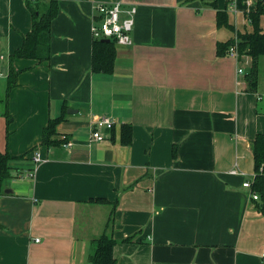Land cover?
<instances>
[{
  "label": "crops",
  "instance_id": "obj_1",
  "mask_svg": "<svg viewBox=\"0 0 264 264\" xmlns=\"http://www.w3.org/2000/svg\"><path fill=\"white\" fill-rule=\"evenodd\" d=\"M26 1L0 0V153L14 157L0 195V264H89L104 232L115 264H264V208L242 186L254 177L250 143L264 134V57L248 91L252 60L218 56L234 35L216 24L226 10L241 30L257 0H60L41 62L10 59L31 29ZM115 2L136 9L132 45L115 46L110 74L95 73L94 6ZM64 107L56 133L73 146H43ZM102 115L114 135L90 142ZM35 149L42 162L29 178Z\"/></svg>",
  "mask_w": 264,
  "mask_h": 264
},
{
  "label": "trees",
  "instance_id": "obj_2",
  "mask_svg": "<svg viewBox=\"0 0 264 264\" xmlns=\"http://www.w3.org/2000/svg\"><path fill=\"white\" fill-rule=\"evenodd\" d=\"M60 0L46 1H26V7L31 13V29L23 37L22 44L11 54L10 59H33L39 62L48 61L50 58V28L52 21L56 18L59 11ZM209 6L216 5L214 3H205ZM217 9V8H216ZM247 25L242 30H236L231 22L226 10L216 11V24L219 28H226L234 33L237 38L236 48L239 55H247L251 58L252 64L245 75L247 90L253 91L257 83L258 60L264 57V0H257L255 9L245 13ZM234 36L225 42L217 43V55L225 56L230 46L234 45ZM115 43L113 41L104 42L102 39H94L92 42L91 54V71L95 73L110 74L114 67L115 60ZM17 72L13 69L9 70L7 80L8 94L12 88L16 86ZM6 122L9 125L12 121L8 111L4 113ZM65 118V107L62 115L55 119H50L47 126L42 130L41 144L46 147H57L66 143L68 138H58L56 126ZM110 135H114V127L108 130ZM8 134V133H7ZM120 143L129 145L132 141V126L130 124H122L120 126ZM253 162L254 177L251 183V192L259 195L264 208V134H257L250 143ZM14 159L7 151L0 153V195L3 194V182L12 176L9 163ZM97 203H108L113 207L117 202L110 203L105 199H96ZM111 217L108 223H111ZM124 241H131L126 238ZM116 241L107 233H102L93 241V251L90 254L89 264H115L113 256V247Z\"/></svg>",
  "mask_w": 264,
  "mask_h": 264
},
{
  "label": "built area",
  "instance_id": "obj_3",
  "mask_svg": "<svg viewBox=\"0 0 264 264\" xmlns=\"http://www.w3.org/2000/svg\"><path fill=\"white\" fill-rule=\"evenodd\" d=\"M232 13H235L234 7H228ZM96 16L92 17L91 34L93 39H109L113 41L115 45H132L131 32L135 24V7L125 8L122 3L115 2L109 4H96L94 6ZM234 45L230 46L227 50L228 56L235 58L236 60L242 59L243 55H239L236 48L237 38L234 37ZM244 69L238 67L237 73L243 74ZM115 125L114 120L109 116H99L94 121V128L90 132V142H100L104 139L102 130H110ZM66 148L73 146V143L67 141L61 144ZM42 162L41 154L38 149L33 150L31 156L32 167L25 173L24 176L33 178L36 166ZM231 174H242L236 170L230 171ZM244 188L250 190L251 182L245 181L242 183ZM253 200L258 199V194L251 192ZM264 256V255H263Z\"/></svg>",
  "mask_w": 264,
  "mask_h": 264
},
{
  "label": "water",
  "instance_id": "obj_4",
  "mask_svg": "<svg viewBox=\"0 0 264 264\" xmlns=\"http://www.w3.org/2000/svg\"><path fill=\"white\" fill-rule=\"evenodd\" d=\"M102 41H104V42H109L110 40H109V39H102ZM67 112H68V113H71L70 110H68ZM73 112H74V111H73Z\"/></svg>",
  "mask_w": 264,
  "mask_h": 264
},
{
  "label": "rangeland",
  "instance_id": "obj_5",
  "mask_svg": "<svg viewBox=\"0 0 264 264\" xmlns=\"http://www.w3.org/2000/svg\"><path fill=\"white\" fill-rule=\"evenodd\" d=\"M262 25H263V27H264V22H263ZM239 27H240V25H239ZM240 28H241V30L244 29L242 26H241ZM232 35H234V33H232ZM234 37H235V35H234Z\"/></svg>",
  "mask_w": 264,
  "mask_h": 264
},
{
  "label": "bare ground",
  "instance_id": "obj_6",
  "mask_svg": "<svg viewBox=\"0 0 264 264\" xmlns=\"http://www.w3.org/2000/svg\"><path fill=\"white\" fill-rule=\"evenodd\" d=\"M245 21V20H244Z\"/></svg>",
  "mask_w": 264,
  "mask_h": 264
}]
</instances>
